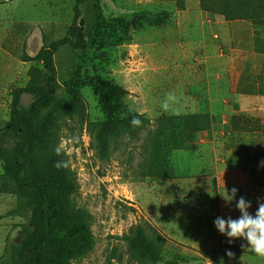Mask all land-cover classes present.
<instances>
[{
  "label": "rangeland",
  "instance_id": "374dc122",
  "mask_svg": "<svg viewBox=\"0 0 264 264\" xmlns=\"http://www.w3.org/2000/svg\"><path fill=\"white\" fill-rule=\"evenodd\" d=\"M74 10L75 0L0 5V133L12 92L40 65L24 55L36 58L64 38ZM81 12L87 49L65 47L55 56L61 97L70 101L69 85L83 106L59 131L74 180L59 200L58 227L69 238L64 263L140 264L128 236L143 225L167 241L159 264H264L246 241L229 243L214 225L218 216L240 215L235 200L222 198L226 189L251 201L253 215L258 198L264 201V0H95ZM169 92L176 99L165 111ZM195 115H207L210 129L180 151L212 163L216 190L171 198L176 178H167L181 139L158 130L157 120ZM110 116L122 136L102 157L94 130ZM133 116L146 119L145 127H133ZM11 146L0 135V147ZM3 173L0 161V180ZM15 209L12 196L0 195V259L25 237L30 214L14 216Z\"/></svg>",
  "mask_w": 264,
  "mask_h": 264
},
{
  "label": "trees",
  "instance_id": "16d2710c",
  "mask_svg": "<svg viewBox=\"0 0 264 264\" xmlns=\"http://www.w3.org/2000/svg\"><path fill=\"white\" fill-rule=\"evenodd\" d=\"M12 1L0 0V5ZM92 1L95 0H75L74 19L64 38L45 44L36 58L24 55L25 60H37L40 65L30 69L25 87L12 92L10 118L0 133L12 141L11 147H0L4 170L0 195L16 200L14 216L30 214V218L23 226L24 239L7 249L0 264H65L61 254L69 238L58 227L59 200L65 191L73 189L74 180L69 158L59 148V131L63 118L82 113L83 106L79 92L69 85L66 91L70 101L67 103L61 97L63 86L58 79L55 56L65 47L77 52L87 49L81 8ZM25 95L32 98L28 106L23 104ZM111 117L94 130L102 157L109 156L112 139L122 136L120 123ZM137 117L142 121L140 127H145L148 121ZM157 126L158 130L166 127L181 139L180 151L195 144L201 133L210 129V120L207 115L185 116L157 120ZM58 161L66 162L67 166L57 167ZM175 178L174 171L167 179ZM166 242L155 230L143 225L134 226L128 236L130 249L140 264H159Z\"/></svg>",
  "mask_w": 264,
  "mask_h": 264
},
{
  "label": "clouds",
  "instance_id": "9594fccd",
  "mask_svg": "<svg viewBox=\"0 0 264 264\" xmlns=\"http://www.w3.org/2000/svg\"><path fill=\"white\" fill-rule=\"evenodd\" d=\"M176 99L175 94L169 92L162 103V108L167 111L170 107V103ZM133 127H139L142 121L137 117L133 116L131 120ZM59 154V149H57ZM57 167L67 166L66 162L58 161ZM238 189L233 187L230 191L226 189V195L222 196L226 205L231 204L232 201H236L235 208L240 212L239 217L232 218L228 216L216 217L214 225L218 232L225 235L228 238L229 243L235 239H243L247 242V247L250 248L257 256L264 258V201L260 198L257 200L258 207L255 214L249 212L252 207L251 201L246 200L243 196L237 199ZM245 247V245H241ZM226 255L229 257L234 256L231 251H226ZM221 264H223V258H221Z\"/></svg>",
  "mask_w": 264,
  "mask_h": 264
},
{
  "label": "crops",
  "instance_id": "0c3cea01",
  "mask_svg": "<svg viewBox=\"0 0 264 264\" xmlns=\"http://www.w3.org/2000/svg\"><path fill=\"white\" fill-rule=\"evenodd\" d=\"M172 159L176 180L171 186L173 187V196H170L171 198L208 193L216 190L219 174L215 176L210 174L212 173L209 171L212 166L211 162L194 159L193 154L188 151H176Z\"/></svg>",
  "mask_w": 264,
  "mask_h": 264
}]
</instances>
